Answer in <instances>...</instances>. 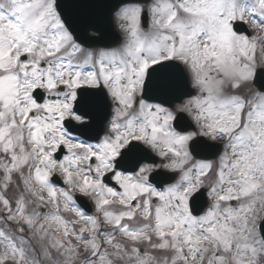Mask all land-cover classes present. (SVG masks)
<instances>
[{
    "label": "snow or ice",
    "instance_id": "obj_1",
    "mask_svg": "<svg viewBox=\"0 0 264 264\" xmlns=\"http://www.w3.org/2000/svg\"><path fill=\"white\" fill-rule=\"evenodd\" d=\"M97 7L0 0V264H264V0Z\"/></svg>",
    "mask_w": 264,
    "mask_h": 264
},
{
    "label": "water",
    "instance_id": "obj_2",
    "mask_svg": "<svg viewBox=\"0 0 264 264\" xmlns=\"http://www.w3.org/2000/svg\"><path fill=\"white\" fill-rule=\"evenodd\" d=\"M69 2H70V0H60L61 5H65ZM92 2L95 4L99 3L101 7L107 8L104 16H102V15L96 16L97 19L95 20L94 27L92 28V29L99 32V37L95 38V39H93V38L89 39L84 34H81L80 38L82 41H84L85 46H90L93 44L102 45V46H110L113 43H116L118 41L117 40L118 36L115 33V31H113V29H112L110 14L114 9L113 5L120 3V0H92ZM186 91H188L190 94L192 92L189 88H187ZM181 98H183V97H181ZM175 101H179V100H173L172 103ZM189 123L190 122L185 118L184 121H178L177 125L178 126H186ZM207 158H213V157L207 156ZM158 179L164 180L165 178L160 177ZM199 199H200L201 206H203L204 205V200H203L204 195H202Z\"/></svg>",
    "mask_w": 264,
    "mask_h": 264
},
{
    "label": "rangeland",
    "instance_id": "obj_3",
    "mask_svg": "<svg viewBox=\"0 0 264 264\" xmlns=\"http://www.w3.org/2000/svg\"><path fill=\"white\" fill-rule=\"evenodd\" d=\"M113 23H114V26H115V30H117L118 32H119V34H120V36L122 35L121 34V32H120V29H119V27L117 26V24H116V22H115V19H114V15H113ZM251 34V33H250ZM121 42V41H120ZM93 50H98V49H93ZM195 94V93H194ZM92 207V206H91Z\"/></svg>",
    "mask_w": 264,
    "mask_h": 264
}]
</instances>
